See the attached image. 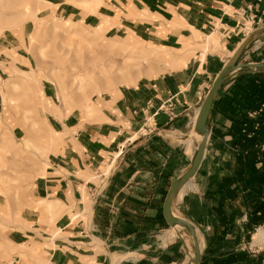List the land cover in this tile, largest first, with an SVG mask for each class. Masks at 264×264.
<instances>
[{
	"label": "crops",
	"instance_id": "1",
	"mask_svg": "<svg viewBox=\"0 0 264 264\" xmlns=\"http://www.w3.org/2000/svg\"><path fill=\"white\" fill-rule=\"evenodd\" d=\"M38 4L36 14L90 27L106 20L104 36L122 32L129 49L145 42L175 50L197 42L200 34L210 38L204 57L200 49L185 66L158 75L141 73L134 83L115 85L111 93L98 95L91 100L98 107L91 117L77 107L69 112L51 108L50 126L60 134L61 146L49 153L48 166L36 177L32 194L36 201L56 200L58 210L67 211L55 219L48 213L57 235L51 241L46 237L50 246L42 247L46 264H190L192 245L185 231L178 230L180 236L163 244L159 241L172 229L163 213L165 196L195 153L197 142L194 139L190 153L187 140L213 79L244 38L264 26H252L249 20L251 16L264 20V0H93L87 7L38 0ZM249 22L252 28L247 31ZM11 41L12 36H4L0 49H9ZM18 44L14 36L15 51ZM240 59L264 63V32ZM252 111L254 116L248 114ZM210 116L202 161L180 202L173 197L172 211L195 226L199 264H263L264 240L255 235L264 227V72L241 74L220 86ZM40 215L33 209L24 219L48 228L37 222Z\"/></svg>",
	"mask_w": 264,
	"mask_h": 264
},
{
	"label": "rangeland",
	"instance_id": "2",
	"mask_svg": "<svg viewBox=\"0 0 264 264\" xmlns=\"http://www.w3.org/2000/svg\"><path fill=\"white\" fill-rule=\"evenodd\" d=\"M66 1L87 7L93 0ZM40 7L38 0H0V43L4 36H12V46L0 49V264L18 259L20 264H46L42 247L50 246L46 237L57 235L49 214L55 219L67 212L58 210L56 200L36 201L32 196L49 153L61 146L60 134L50 126L51 108L69 112L77 107L91 117L98 110L91 100L98 95L111 93L115 85L134 83L141 73L158 75L185 66L200 49L204 57L211 42L200 34L197 42L175 50L152 48L145 42H137V50L129 49L122 32L104 36L106 20L90 27L53 14H36ZM252 26L247 23V31ZM177 60L181 62L172 63ZM33 209L39 215L44 212L37 222L48 228L34 227L24 219Z\"/></svg>",
	"mask_w": 264,
	"mask_h": 264
},
{
	"label": "water",
	"instance_id": "3",
	"mask_svg": "<svg viewBox=\"0 0 264 264\" xmlns=\"http://www.w3.org/2000/svg\"><path fill=\"white\" fill-rule=\"evenodd\" d=\"M264 32V26L259 27L253 30L240 45L234 50L233 54L229 57L227 62L223 65L220 72L213 79L211 86L207 93L204 95V98L199 107L193 130L195 134L200 136V140L197 142L195 153L190 160L185 171L175 178L166 193L164 204H163V213L165 220L171 228L178 227V230L185 231L190 239L192 245V255L190 256V264H199L201 258V250L199 246V240L197 237V231L195 226L187 219L174 214L172 211V200L173 197L177 194L180 188L185 185L196 173L205 151L207 137L209 135L211 127V106L214 100V96L217 90L224 83L229 81L231 78L236 77L241 74L247 73H258L264 72V63L252 64L249 62H239V58L248 44L259 34ZM243 68V70H241ZM177 230V231H178Z\"/></svg>",
	"mask_w": 264,
	"mask_h": 264
},
{
	"label": "bare ground",
	"instance_id": "4",
	"mask_svg": "<svg viewBox=\"0 0 264 264\" xmlns=\"http://www.w3.org/2000/svg\"><path fill=\"white\" fill-rule=\"evenodd\" d=\"M258 46V45H257ZM205 53V52H204ZM233 54V53H232ZM208 90H209V88H208ZM207 90V91H208ZM207 93V92H206ZM199 110V109H198ZM198 113V112H197ZM196 115V114H195ZM192 133H193V135H191L190 137V139L189 140H187V141H189V144H188V146H187V150H188V152H192V148H193V141H194V139H195V141L196 142H198L199 140H200V136H198L197 134H195V132H194V130L192 129ZM197 145V144H196ZM192 179V178H191ZM190 182H192V181H188L185 185H183L181 188H180V190L177 192V194L175 195V198H176V200H180L181 199V197L183 196V193L185 192V190H187L188 188H191V186H192V183H190ZM185 194V193H184ZM182 201V200H181ZM180 202V201H179ZM178 204V203H177ZM173 230V231H172ZM177 230H178V227H175V228H172L171 230H166V233H165V236L163 237V238H160L161 237V235H160V237H159V241H161V243L163 244V243H165L167 240H170V239H173V237L175 236V234L176 235H178V232H177ZM180 231V230H179ZM178 236H180V233H179V235ZM257 238H259V239H262V240H264V227L263 228H259L258 230H257V233H256V235H255ZM50 240H52V237L50 238ZM150 242V241H149ZM156 244V243H155ZM163 247V246H162ZM187 249L188 250H190V246H189V244H187ZM189 254V253H188ZM190 254H192V250H190ZM125 255V254H124ZM121 258H123V257H120V258H118L119 260L121 259ZM126 258V257H125ZM117 262V261H116ZM48 263V262H47ZM50 263V262H49ZM185 263H186V261H185ZM51 264V263H50Z\"/></svg>",
	"mask_w": 264,
	"mask_h": 264
},
{
	"label": "built area",
	"instance_id": "5",
	"mask_svg": "<svg viewBox=\"0 0 264 264\" xmlns=\"http://www.w3.org/2000/svg\"><path fill=\"white\" fill-rule=\"evenodd\" d=\"M249 20H250L251 24H255L256 23V24L264 25V20L262 18H260V17L251 16V17H249ZM255 113L256 112L252 111V112H249L248 114L250 116H254ZM263 251H264V249H263ZM16 261H15V263H16ZM263 261H264V258H263ZM15 263H14V261H10V262H8L6 264H15ZM263 264H264V262H263Z\"/></svg>",
	"mask_w": 264,
	"mask_h": 264
}]
</instances>
